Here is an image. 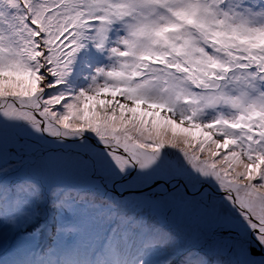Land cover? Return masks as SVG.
Wrapping results in <instances>:
<instances>
[{
  "label": "snow or ice",
  "instance_id": "snow-or-ice-1",
  "mask_svg": "<svg viewBox=\"0 0 264 264\" xmlns=\"http://www.w3.org/2000/svg\"><path fill=\"white\" fill-rule=\"evenodd\" d=\"M0 264H264V0H0Z\"/></svg>",
  "mask_w": 264,
  "mask_h": 264
}]
</instances>
